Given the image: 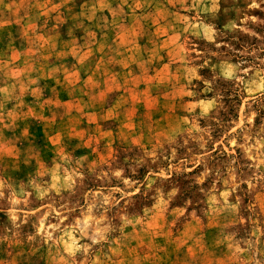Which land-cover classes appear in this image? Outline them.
<instances>
[{"label": "rangeland", "instance_id": "1", "mask_svg": "<svg viewBox=\"0 0 264 264\" xmlns=\"http://www.w3.org/2000/svg\"><path fill=\"white\" fill-rule=\"evenodd\" d=\"M0 264H264V0H0Z\"/></svg>", "mask_w": 264, "mask_h": 264}, {"label": "crops", "instance_id": "2", "mask_svg": "<svg viewBox=\"0 0 264 264\" xmlns=\"http://www.w3.org/2000/svg\"><path fill=\"white\" fill-rule=\"evenodd\" d=\"M96 10V9H95ZM88 11V10H87ZM97 11V10H96ZM116 11L115 10H112L111 11V13L112 14H114ZM41 13H44V14H48V10H44V11H42ZM81 14H85V11H82V12H80ZM130 26H132L131 24L128 26V27H130ZM100 35V34H99ZM99 42H101V40H99ZM139 46L140 47V44H138V43H136L135 45H125V47H124V51H123V53H124V55H125V58H130V56L132 55V53H131V49L132 48H134V46ZM135 53H137V51L135 50ZM139 54H142L141 53V49H140V51H139Z\"/></svg>", "mask_w": 264, "mask_h": 264}]
</instances>
